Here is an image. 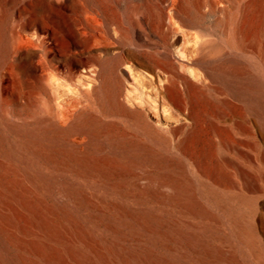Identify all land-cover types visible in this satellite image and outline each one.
I'll return each instance as SVG.
<instances>
[{
  "label": "bare ground",
  "instance_id": "bare-ground-1",
  "mask_svg": "<svg viewBox=\"0 0 264 264\" xmlns=\"http://www.w3.org/2000/svg\"><path fill=\"white\" fill-rule=\"evenodd\" d=\"M50 4L73 8L75 15L70 22L56 19ZM119 6L116 0H26L12 14L0 8V78L8 76L11 63L24 82L25 76L33 77L47 105L45 114L26 118L18 103L21 93L16 97L0 88V100L8 101L18 119L7 121L0 111V264H264V241L256 228L264 223V201L207 181H198L202 203L193 201L181 166L152 149L151 142L160 141L157 131L143 121L142 112L121 101L118 69L129 59L149 75L142 86L169 100L188 121L184 125L200 119L190 80L169 64L164 79H158L157 60L128 42L133 21L139 29L147 27ZM132 12L138 15V6ZM58 37L67 38L72 56L61 57ZM174 37L178 41V34ZM214 47L208 38L200 41L198 56L187 61L200 66L199 97L215 106L243 108L264 135V75L239 74L211 63L203 53ZM75 55H85L79 57L77 75L67 65ZM62 73L68 80L87 77L83 96L102 116L133 120L134 133L121 131L87 106L74 107L76 102L69 103L74 110L67 124L58 123L65 108L58 101L62 82L55 77ZM223 94L238 105L219 99ZM137 98H143L142 91ZM77 134L84 135L81 142L71 139ZM249 141L255 169L264 170V150L258 155L264 139L258 142L251 129ZM114 156L148 164V185L123 189L128 176L115 173L109 161ZM220 219L226 234L213 238L215 249L208 248L202 239L212 236V223Z\"/></svg>",
  "mask_w": 264,
  "mask_h": 264
},
{
  "label": "rangeland",
  "instance_id": "rangeland-1",
  "mask_svg": "<svg viewBox=\"0 0 264 264\" xmlns=\"http://www.w3.org/2000/svg\"><path fill=\"white\" fill-rule=\"evenodd\" d=\"M116 2L120 9L122 7L127 9V15H131L132 20L138 17L143 28L147 27L145 30L139 29L133 21L134 32L129 35L128 42L136 49L151 53V58L157 60L154 71L158 79H164L168 64L183 72L190 80L188 89L195 98L197 105L195 110L199 111H196L200 116L199 120L192 125H184L188 121L181 119L179 111L169 100L157 96L154 88L142 86L141 81H149V75L131 60L124 59L118 69V75L122 80L120 99L128 109L142 112L143 121L157 131L160 141L151 142L152 149L181 166L184 175L190 181V187L187 189L193 201L199 202L198 204L202 203L198 181L211 182L220 189L225 186L231 189L232 185L255 197L258 202L264 201V170L255 169L257 160L249 147L251 129L258 142L261 143L264 139L256 118L241 107L237 109L223 103H216L215 106L202 100L198 88L200 66L187 62L190 58L198 56L199 42L208 38L215 47L212 50H204L203 54L211 63L222 64L226 69L239 74L264 75V0H116ZM24 3L26 0H3L0 8L3 7V10L6 9L12 14ZM137 6L138 15H134L133 12L131 14ZM49 8L51 15L66 22H70L75 15L74 9L70 7L60 9L50 4ZM8 22L13 23L12 15ZM176 34L179 36L178 41H174ZM56 43L62 48L61 57L69 54L72 56L74 51L66 37H58ZM122 48L125 51L128 48L127 44L125 43ZM79 57L84 58L85 55H75L67 63L75 75L81 70ZM143 58L147 60V57ZM6 66L8 76L0 78L2 92L11 91L16 97L21 93L22 98L18 103L20 109L25 110L23 116L26 118L45 114L47 105L43 102L33 77L25 76L27 81L24 82L11 63ZM55 78L56 81L62 82L59 87L62 96L58 101L62 109H66L62 110L64 116L56 119L58 123L66 125L74 107L87 106L93 114L117 125L121 131L127 132L128 135L134 133L133 120L113 114L111 117L102 116L93 101L83 96L82 91L87 87V77L75 76L73 80H68L65 73H62ZM140 91L143 98H137ZM208 92H203L204 96H208ZM218 98L226 99L233 103L232 105L237 104L228 95H219ZM52 103L56 109L58 104L55 101ZM69 103H75L74 107H70ZM67 105L71 109L66 107ZM0 111L7 121L18 120L4 98L0 100ZM180 126L182 128L177 129ZM83 137V134H77L71 139L81 142ZM177 145L183 154H180ZM261 146L258 155L264 150V144ZM109 161L115 173L128 176V181L121 185L123 189L133 191L148 185L147 174L151 170L148 164L117 156L109 158ZM161 189L169 192L168 187ZM262 214L264 215V212ZM224 227L221 219L213 221L212 236L202 239L208 248L215 249L216 241L213 238L226 234ZM256 228L258 236L264 241V223H256ZM222 248L229 250L226 244L222 245Z\"/></svg>",
  "mask_w": 264,
  "mask_h": 264
}]
</instances>
